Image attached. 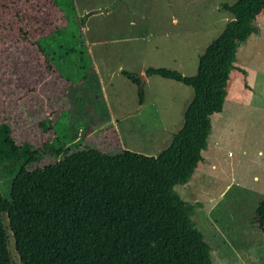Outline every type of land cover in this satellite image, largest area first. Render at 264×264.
Listing matches in <instances>:
<instances>
[{"label":"rangeland","instance_id":"obj_1","mask_svg":"<svg viewBox=\"0 0 264 264\" xmlns=\"http://www.w3.org/2000/svg\"><path fill=\"white\" fill-rule=\"evenodd\" d=\"M56 1L68 17L64 29L43 36L39 47L0 44V122L12 125L18 143L40 150L41 160L28 168L56 161L53 148L61 144L157 155L182 126L193 89L145 69L195 74L200 54L231 19L222 3L236 0ZM254 23L257 31L236 53L245 71H231L204 157L188 181L174 185L194 204L191 218L216 264H264V232L254 221L264 199L263 11ZM45 55L54 61L50 72ZM122 70L140 77L142 102ZM10 178L0 165L6 197ZM3 220L8 227L6 214ZM8 246L13 264H22L10 231Z\"/></svg>","mask_w":264,"mask_h":264},{"label":"trees","instance_id":"obj_2","mask_svg":"<svg viewBox=\"0 0 264 264\" xmlns=\"http://www.w3.org/2000/svg\"><path fill=\"white\" fill-rule=\"evenodd\" d=\"M222 6L231 19L200 54L195 74L163 66L145 69L147 76L193 89L182 126L157 155L61 144L53 148L56 161L29 169L41 160L40 150L18 143L12 125L0 122V165L11 174L9 197L0 191V264H13L9 231L22 264H216L191 218L194 204L174 185L188 181L203 159L211 115L223 109L231 71H245L235 64L238 46L257 31L254 21L264 12V0ZM67 25L56 0H0V44L39 47L43 36ZM45 60L50 72L54 61L48 55ZM122 73L139 86L142 102L140 77ZM254 221L264 232V199Z\"/></svg>","mask_w":264,"mask_h":264},{"label":"water","instance_id":"obj_3","mask_svg":"<svg viewBox=\"0 0 264 264\" xmlns=\"http://www.w3.org/2000/svg\"><path fill=\"white\" fill-rule=\"evenodd\" d=\"M142 76H145V75H142ZM144 78V77H143Z\"/></svg>","mask_w":264,"mask_h":264}]
</instances>
